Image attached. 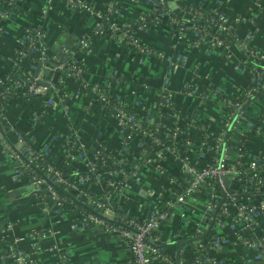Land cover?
I'll use <instances>...</instances> for the list:
<instances>
[{"label": "crops", "instance_id": "obj_1", "mask_svg": "<svg viewBox=\"0 0 264 264\" xmlns=\"http://www.w3.org/2000/svg\"><path fill=\"white\" fill-rule=\"evenodd\" d=\"M79 1L101 13L109 0ZM186 1L200 3L204 10H222L227 24L239 37L252 46L264 45V0ZM115 3L119 19L135 20L148 8L147 0ZM100 21L99 13H88L61 0L50 6L46 0H20L8 12L0 10V76L15 63V49L23 31L40 28L48 53L69 56L84 64L82 79L86 83L111 85L110 92L139 115L154 119L161 115L168 130L183 131L196 139L207 131H218L227 101L253 80L252 71L243 64L242 52L235 44L212 46L207 41H194L191 33L177 38L166 20H162L138 33L155 52L141 53L119 38L96 33ZM84 37L88 39L87 45L80 41ZM53 72L47 78H52ZM112 74H118L120 80H111ZM70 88L65 96L55 98L51 106L38 96L11 98L0 107V132L5 141L18 147V130H22L37 145L51 144L57 152L64 151L65 143L74 137L87 156L100 144L120 147L123 131L117 113L106 108L94 88L82 92L77 83ZM261 109L264 92L244 106L232 128L227 148L231 156H237L239 142L249 155L264 153V133L249 138L245 134L249 122ZM71 126L73 133L69 137ZM139 137L137 134L132 139L136 161L128 166H132L133 172L128 170L123 185H108L107 175L91 184L94 193L106 197L108 208L104 213L108 216L120 211L133 218H144L161 195L180 193L187 178L183 161L170 149L143 157L145 151ZM8 151L0 142V264H57L59 252L65 247L73 264H135L130 246L116 230L81 225L69 202L57 208L53 201H35L32 188L16 176ZM71 156L84 168L85 157L74 151ZM227 187L239 196L251 197V201L264 200V187L254 190L234 178L227 179ZM214 199L206 185L187 197L182 207L156 230L154 245L158 251L151 256L150 264H190L196 255L193 228L199 225L206 231V213H214L207 236L216 233L222 241L219 246L208 247L209 264H264V258L253 257L251 250L241 243L230 226L231 216L217 223L215 210L206 208ZM15 248L28 252L24 260L17 258Z\"/></svg>", "mask_w": 264, "mask_h": 264}, {"label": "built area", "instance_id": "obj_2", "mask_svg": "<svg viewBox=\"0 0 264 264\" xmlns=\"http://www.w3.org/2000/svg\"><path fill=\"white\" fill-rule=\"evenodd\" d=\"M20 0H3L2 6L5 7L7 4H16ZM56 0H46L47 5H52V3ZM67 2L71 7L79 8L86 10L88 13H99L96 12L95 9L84 1L79 0H61ZM178 2V6L181 3H185L187 6L190 7V11L184 10V8H178L177 11L179 14L182 15L183 20L175 19L174 17H171L170 19L179 24V30H175L170 24L169 28L172 31V34L177 38H183L186 33H191L193 36L194 41L197 42H208L212 46H224L227 44H224L223 41L219 38H217L215 31L216 28L221 29H229V25L227 24V18L225 15L220 13L218 15V23L217 26H212L210 29H206L204 27H200L196 23H194L193 18L195 16V13L200 12L202 15H205L206 13L203 12V8L200 7L198 9L191 6L190 2H187L186 0H173ZM165 0H147L148 8L137 18L140 20L145 19V16L157 9L159 6L163 5ZM13 6L10 5V8L3 9V12L6 13L8 10H11ZM6 8V7H5ZM104 11L109 13L105 17V24L101 25L100 23L96 26L95 32L98 34H101L102 32H105L108 28L107 25L112 30H120L118 34V38L120 41L124 42L128 47L131 45L136 48L138 52L141 53H153L152 48L143 43L141 38H139L138 33L140 31H143L145 29L142 28V25L134 26L131 28H126L128 25L127 22H125V19H119L116 15L119 13L116 8L115 0H109L104 6ZM170 17L169 14H156L155 18H160V20H166L167 17ZM102 19V16H101ZM171 21V22H172ZM157 23H151V25H154ZM124 28V29H123ZM30 28H26L25 30H28ZM36 29V37L32 40H30L28 47L19 49L16 51L17 46L20 43L21 37L23 36L25 30L21 34L16 49H15V63L13 65H19L24 61L27 52L32 48H35L32 53L33 57H36L39 59V61H43L45 59H48V56L45 53H48L42 49H44L43 45V31L40 28H34ZM84 45H87L88 39L82 38L80 40ZM193 41H191L192 43ZM240 49H243L245 53L255 57L258 60L259 64L255 65H248L245 64V59H242L243 64L248 66L252 71V77L253 80L250 87L246 90V96L253 94L255 91H259L260 89L264 90V53H259L258 48H261L264 50V45L262 47H256L250 45L247 41H241L235 44ZM159 56H163L160 52H156ZM52 57L56 59V54H53ZM32 62H36V59L32 60ZM42 66L44 68H50L51 71L55 70H62L64 67L67 68V72L61 74V79L66 82V80L77 83V87H86L88 83L84 82L83 84H79L76 80L78 78L82 79V73L84 71V68L80 65L75 63V60L73 58H69L66 62H59L56 63L54 66H50L48 64L42 63ZM33 65L29 66L27 69H25L23 72L19 73L16 82H17V88L22 91L23 94H25V91H28L31 94H35V96L41 97L47 106L54 105L55 98L60 99V97L54 92L56 90L55 86L53 85V82H51V78H47V76L43 75V67L39 70L38 74H31V70L33 69ZM3 77V76H0ZM254 77H258V80H255ZM120 76L118 74H112L111 80L118 81L120 80ZM43 79L45 81H48L50 84L43 85L39 83V80ZM241 89L240 91H243ZM238 92V91H237ZM237 93H235L232 98H230L224 109L227 108V106L233 107V110L230 111L228 114L227 120L225 125H228L229 127L233 128L235 126V123L238 122L240 116L243 112V100H236ZM100 99L103 101V103H106V99L103 96H100ZM167 103V102H166ZM118 109V108H117ZM223 109V110H224ZM117 115L120 117V124L123 131V140H124V134L130 135V129H136L138 130L141 126L139 121L144 117L142 115H139L138 117L133 116L131 113H126L123 109L117 110ZM230 118H232L230 120ZM161 115L158 118V121H161ZM143 120V119H142ZM130 124V126H126L125 124ZM221 124V122H220ZM248 131H254L255 133H261L262 127L264 126V116H261L260 113H257L255 115V119L248 125ZM125 127V128H124ZM73 126H71V132L73 133ZM143 129V128H142ZM166 127L163 129L162 136L169 132ZM146 137H150L151 132L147 131L145 128L141 131ZM174 139L178 136L186 137V144L183 147L182 145L179 146V150L175 151V147L167 148L172 150L175 155H177L184 163L185 171L187 178L184 180V183L182 185V190L180 193H177L174 196H163L161 195L157 203L159 204V209H153L150 211L149 216L145 220L140 221L139 218H133L125 213H122L120 211L115 212L114 215H106L104 211L108 208L106 197L103 196V200H92L87 194V192L84 190L87 183L89 181H92L90 175H84V176H73L64 178L61 176V173L59 171H54L53 167L51 165H47L46 170L48 173L46 175H49L50 172L52 174L50 175V178L52 179V182L58 184V185H66L65 189L76 192L75 195L77 200L80 201H86V204H95L97 208H95L96 213L88 212L87 214L83 213H74V215L77 217V221L81 225H93L95 227H100L104 229H114L119 234L126 239L128 245L130 246V249L132 251V257L135 262V264H150L151 256L154 253H157L158 248L154 245V242L157 239L156 230L158 227L165 223L167 220L171 218L173 213L180 209L182 207V204L186 201L187 197L193 193V191L201 186L206 185L209 189V193H211V197H215L216 195L220 196L219 200L211 201V203L207 204L206 208L209 209V211L216 210L215 219L217 220V223L220 224L221 221L223 222V219L227 217V215L231 216V223L230 226L235 229L237 237L241 241V243L248 249L251 250L253 253V257L256 258H264V200L260 201H251V197H242L237 196V193L235 190L228 189L227 185L224 184V178H240V175L245 174L244 177L241 179L242 182H246L248 179L250 180V183H248L246 186L248 188L258 190L263 188L264 180H254L253 179V172L256 171L259 167V163L257 162L258 157L260 156V153L256 154H247V155H240L239 153L237 156H231L229 152H227V147L222 146L221 152L219 153V156H213V150L210 146L214 145V149L218 150L220 148V143L222 140V134L220 128L216 132L207 131L204 133V139L201 140L200 138H193L191 135L187 136L183 131L178 133L176 130L172 131ZM69 137H72V135H68ZM153 140L155 142H158L159 139L155 136H153ZM0 142L3 143L6 148L9 150V157L14 162L13 168L15 170V174L18 178L20 174V168L26 167V163L24 160L20 157V147L23 145L24 140L19 135L18 137V147H11L10 144H8L2 133L0 132ZM121 143V144H122ZM65 149L67 152V155H71V152H75L79 157H85V163L84 168L87 169H94L95 163L89 159V155L83 154L81 151V147L78 145L77 142H75L73 139H69L65 143ZM46 149H53V145H47L45 146ZM102 149V144L93 152L96 156L99 155L100 150ZM144 151V150H143ZM32 151L28 149V155L27 159L29 161H33L34 157L32 156ZM118 163H122L123 159L128 157V154H122V153H113V155ZM133 156V155H132ZM110 158V157H109ZM105 161V160H104ZM132 166L128 167L126 169L123 168H116L114 170L106 171L101 175H95L96 180L99 178L107 175V182H109L108 185L113 187H119L120 185H123L125 183V180L127 178V175H129L128 170L132 171ZM241 168L243 170H241ZM131 169V170H130ZM248 169V170H247ZM264 173V168L260 169ZM72 179H76L74 182H72ZM24 181L28 182V180L24 179ZM30 183V185H33L31 190V196H33L34 200L40 203H45L48 201H53L57 206H61L64 202H69L68 200L64 199L62 196H60L57 191L51 186L49 182H47L46 179L43 177H35ZM92 183V182H91ZM227 183V182H226ZM39 190H44L45 194L41 196V201L36 200V197L39 195H36V192ZM224 197V198H223ZM223 198V199H222ZM70 203V202H69ZM71 205V203H70ZM72 206V205H71ZM98 211V212H97ZM106 212V211H105ZM218 214V215H217ZM104 217L110 218V219H116L120 223L124 225V227L120 226H109L104 220ZM203 228L202 226H195L193 228V235L195 236L196 233L202 232ZM221 238L215 233L214 235L211 234V236L203 237V238H196L195 239V246L196 247H202L205 243H209L210 246H219L221 244ZM17 258L24 260L25 255H16ZM63 257V255H62ZM200 258V255L196 253L193 261L190 264H196V261ZM207 260V255H206ZM57 264H59L57 262ZM209 264V263H208Z\"/></svg>", "mask_w": 264, "mask_h": 264}, {"label": "trees", "instance_id": "obj_3", "mask_svg": "<svg viewBox=\"0 0 264 264\" xmlns=\"http://www.w3.org/2000/svg\"><path fill=\"white\" fill-rule=\"evenodd\" d=\"M3 4V0H0V10L3 9H8L11 6H14V4H7L5 7L2 6ZM178 2L173 1V3H171V0H165L164 4L159 6L157 9L149 12L146 16L145 19L140 20V19H135V20H131V19H125L127 22V26L126 28H133L134 26L137 25H142L143 29H147L151 23H159L161 20L160 18H155V15L160 13V14H169L170 17L168 16L166 18V23L170 24L175 30H179V24L173 22L170 18L174 17L175 19L178 20H183L182 15L178 13L177 9L178 8H184V10L186 11H190V7L187 6L185 3H181L179 4V6L177 5ZM191 6L198 9L201 7L200 3H191ZM204 13H206L205 15H202L200 12L195 13V16L193 18L194 23H196L197 25H199L200 27H204L206 29H210L212 26H217L218 23V15L220 13H222L223 15H225V13L220 10V9H212V10H203ZM109 13L105 12L104 10L101 11V16L102 19L100 21L101 25L105 24V17L108 15ZM226 16V15H225ZM172 21V22H171ZM108 28L105 31V34L113 36L115 38H118V34L120 32V30H112L108 25ZM124 29V28H123ZM130 30V29H129ZM215 34L217 36V38L221 39L223 41L224 44H236L238 42L244 41L243 38L239 37L236 32L232 29H221V28H216ZM36 37V29L34 28H30L28 30H25L23 36L21 37L20 43L17 46V50L19 49H25L28 47V44L30 42V40L34 39ZM44 47V49H42L44 51V53L46 52V45L43 43L42 45ZM132 50H136L135 47L133 46H129ZM35 48H32L31 51L33 52ZM242 52V59H245V64H248L250 66L255 65V64H259L258 60L245 53V51L243 49H240ZM29 50L25 56V58L23 59L24 61H22V63H20L19 65H13L11 66V68L9 69V71L3 76L0 77V107L5 106L9 100L11 98L14 97H31V96H35V94H31L28 91H25V94H23V90L20 91L17 88V82L16 79L19 75V73L23 72L25 69H27L29 66H34L33 69L31 70V74H34L35 72V68L37 63L39 62V59H37L36 57L32 56V53ZM258 52L259 53H264V50L261 48H258ZM48 56L49 61L53 62V63H59V62H66L70 57L69 56H60L58 54H56V59H54L52 57L53 54L55 53H45ZM36 59V62H32V60ZM75 63L80 64L83 68H85L83 63H80L79 61L75 60ZM264 66V64H263ZM58 76L55 79V81L53 82V85L55 86L56 90L54 91L59 97H63L65 96L70 90V86H72L74 83L66 80L63 81L60 77L62 73L67 72V68L64 67L62 70H58ZM255 80H258V77H254ZM79 84H83L85 81L83 79L78 78L76 80ZM250 86H246L244 88L243 91H238L237 93V97L235 98L236 100H243V103H245L248 100H251L253 98H255L256 96H258L259 94H261L262 92H264V90L260 89L259 91H255L253 94L246 96V90L249 88ZM90 88H94V90L96 91V93L98 94V96H103L107 101L105 103V106L107 109L109 110H113L115 113L117 112L118 109H123L126 113H131L133 116L138 117L139 114L126 102L124 101L121 97L114 95L113 93L110 92V88L111 85L107 84V83H92V84H88L86 87H81L79 90H81L82 92H86L88 91ZM118 108V109H117ZM233 110V107L231 106H227L226 109L222 110L221 114H220V130L221 132H223L222 134V140L220 143V148L218 150L214 149V145L210 146L213 150V156H219V153L221 152L222 146L229 148L230 144H231V132H232V128L229 127L228 125H225L228 114L230 113V111ZM261 116H264V109H261L259 111ZM143 119V120H142ZM139 123H140V128L138 130L136 129H130V135H125L124 134V142L121 144L120 147L118 148H108L106 145L102 144V149L100 150V153L98 156L95 155V153H91L89 154V159L91 161H93L95 163V167L94 169H83L80 168L78 166V164H76L75 160L72 159L71 155H67L66 154V150L62 151V152H57L54 149H46L45 146H39L35 143L34 138L29 135L27 132L22 131V130H18L19 135L21 136V138L24 140L23 145L20 147V157L24 160V162L26 163V167H21L20 168V174L19 177L21 179H26L28 180V182H31L33 180V178L35 177H43L44 179L47 180V182H49L51 184V186L57 191V193L62 196L64 199L68 200L71 205H72V210L74 211V213H83V214H87L88 212H92V213H96L95 208L96 205L95 204H86V201H80L77 200L75 195L77 194L76 192H72L69 190L65 189L66 185H58L54 182H52V179L50 178V175L52 174V172L54 171H59L61 173V176L64 178L67 177H73V176H84V175H90L92 181H89L86 185V187L84 188V190L87 192L88 196L90 198H92V200L98 201V200H103V196L102 195H97L96 193H94L91 189V182L96 180V176L97 175H101L106 171H110V170H114L116 168H123L126 169L127 166H129L133 161H136V159L133 158V154H132V139L134 138V136H136L137 134L140 136L139 137V141H140V146L141 149L145 151V154H143L142 156L144 157V155H150V154H156V153H160L163 149L165 148H171L175 147V151L179 150V146L178 145H182L183 147L186 144V137L183 136H178L176 137V139H174L173 137V133L172 131H169L167 133H165L163 136L161 135L163 132V129L165 128L164 123H162L161 121H158V119H154L151 118L149 115H144V117L142 118ZM232 118H230L231 120ZM131 123L129 124H125L126 126H130ZM124 127V128H125ZM145 128L147 131L151 132L150 137H146L143 133H141V131ZM262 132L264 133V126L262 127ZM178 133L182 132L177 130ZM71 134V131H69L67 134ZM187 136H189V134L185 133ZM246 136L252 137L254 135H256V133L254 131H248L245 132ZM153 136L157 137L159 139L158 142H155L153 140ZM75 139V137L73 138V140ZM201 140L204 139V135L200 137ZM76 142V140H74ZM28 149L31 150L32 156L34 157L33 161H29V159H27V155H28ZM113 153H122V154H128V157L126 156V158H124L122 161V163H118L117 159L112 156ZM238 153L240 155H247L248 154V150L245 147L244 144H242L241 142L238 143ZM110 157V158H109ZM143 157H141L140 159H142ZM105 160V161H104ZM257 162L259 163V167L256 171L253 172V179L256 180H262L264 178V173L260 170L262 168H264V153H260V156L258 157ZM47 165H51L53 167L52 172H50L49 175H46L48 173V171L46 170ZM241 170H243L241 168ZM248 170V169H247ZM96 175V176H95ZM245 174L240 175V178H234V180H238L241 181V179L244 177ZM76 179H72V182H74ZM27 184L29 185L30 183ZM248 183H250V180L248 179L246 182H243V186L247 185ZM246 192H244L245 194ZM39 194V195H38ZM45 194L44 190H39L36 192V195H38L36 197V200L41 201V196ZM237 196H239V194H237ZM220 196L215 194V200H219ZM60 206H58L57 208H59ZM153 209H159V204H155L153 207H151L152 211ZM149 211V213H150ZM98 212V211H97ZM149 213L147 214L146 217L141 218L140 221H143V219L145 220V218L147 219V217L149 216ZM79 216V215H78ZM77 216V217H78ZM105 222L107 223V225L111 226H120V227H124V225L122 223H120L119 221H117L116 219H110V218H106L104 217ZM168 221V220H167ZM102 229H104L102 227ZM209 231H205L203 229L202 232L196 233L195 236H193V239L196 238H203L206 237L208 235ZM209 247V243H205L202 247H196V253L198 255H200V258L198 259V261H196V264H208V261L206 260V255H207V251ZM34 249V248H33ZM32 250V249H31ZM13 251L18 252V254L20 255H25L28 252L23 251L19 248H15L13 249ZM29 251V250H28ZM26 252V253H25ZM60 256L58 259V263L59 264H73L70 260H69V256H68V248H63L60 250ZM63 255V257H62Z\"/></svg>", "mask_w": 264, "mask_h": 264}, {"label": "water", "instance_id": "obj_4", "mask_svg": "<svg viewBox=\"0 0 264 264\" xmlns=\"http://www.w3.org/2000/svg\"><path fill=\"white\" fill-rule=\"evenodd\" d=\"M42 63L48 64V65H50V66H54V65H55V63H53V62H51V61H49V60H47V59H45V60H43V61H39V62L37 63V65H36V68H35V72H34V74H38L39 70H40L41 67H42ZM50 73H52V71H51L50 68H44V69H43V75H44V76H49ZM58 73H59L58 70H55V71L53 72V75H52V78H51V82H54V81H55V79H56L57 76H58ZM39 83H40V84H43V85H48V86H49V84H50L48 81H45V80H43V79H40V80H39ZM249 101H250V100L246 101V102L244 103L243 107H244ZM145 157H146V155H145ZM226 182H227V177L224 178V184H225V186L227 185ZM32 187H33V185H28V188H32ZM223 198H224V197H223ZM223 198H222V199H223ZM215 212H216V210H215ZM213 218H214V213L212 214V216H211L209 213H206L205 218H204V220L207 221L206 231H209V229H210V227H211V225H212V222H213Z\"/></svg>", "mask_w": 264, "mask_h": 264}]
</instances>
